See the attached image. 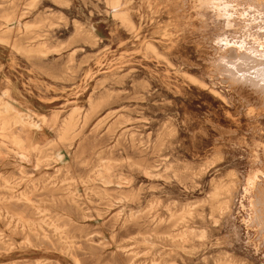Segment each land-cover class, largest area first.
I'll return each instance as SVG.
<instances>
[{
	"label": "rangeland",
	"instance_id": "rangeland-1",
	"mask_svg": "<svg viewBox=\"0 0 264 264\" xmlns=\"http://www.w3.org/2000/svg\"><path fill=\"white\" fill-rule=\"evenodd\" d=\"M29 1L0 0V264H264V99L215 66L264 16L129 0V32L105 0H38L32 40Z\"/></svg>",
	"mask_w": 264,
	"mask_h": 264
},
{
	"label": "bare ground",
	"instance_id": "bare-ground-1",
	"mask_svg": "<svg viewBox=\"0 0 264 264\" xmlns=\"http://www.w3.org/2000/svg\"><path fill=\"white\" fill-rule=\"evenodd\" d=\"M105 1L106 5L113 11L114 16L119 20L121 25L129 32H135L136 27L130 15V1ZM243 1L246 3L248 9L254 10V13L256 12L260 18L264 16V0ZM37 3L38 0H30L29 3L25 4V6L21 8L17 19L19 34L22 37L32 40H39L47 37L49 34H53V32L49 29V27L53 25L50 23L49 17H42L40 15L36 16L35 9ZM194 6L196 8L212 9L216 17L226 20L227 27L236 25L235 21L232 19L238 15L237 10L234 6H230L226 0H194ZM240 15L242 16L243 13ZM243 17H245V15H243ZM88 34L91 33H85L80 29V27L76 26L73 36L82 37ZM215 66L217 69L221 70V73L229 77L232 82H242L255 88L264 99V43L257 41L256 46H248L247 43H241L240 45L232 46L226 42L225 50L223 53L219 54ZM4 110L8 112L14 110V108H12L10 104H5ZM15 121L23 125H30L32 127L38 126L31 116L27 114L18 113ZM21 127L23 126L21 125ZM15 143L19 149H23V142L20 139H17ZM20 154L22 155L23 153ZM257 179L258 176H253L252 178L248 179L245 192L249 193L251 190L257 187ZM105 183L110 184L111 182L106 181ZM252 203V207L255 210L254 222L259 226L261 234L264 235V188H260L258 190L256 200Z\"/></svg>",
	"mask_w": 264,
	"mask_h": 264
}]
</instances>
